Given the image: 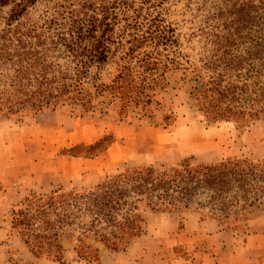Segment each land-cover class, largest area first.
I'll list each match as a JSON object with an SVG mask.
<instances>
[{
	"label": "trees",
	"instance_id": "16d2710c",
	"mask_svg": "<svg viewBox=\"0 0 264 264\" xmlns=\"http://www.w3.org/2000/svg\"><path fill=\"white\" fill-rule=\"evenodd\" d=\"M37 1L0 0V13L4 6H12L0 26V115L64 106L89 113L106 94L113 102H124L125 108L145 109L156 88L164 86L167 65L179 64L177 30L162 18L161 2L140 0L135 9L136 0H111L110 8H92L85 1L87 12L74 10L69 17L55 4L53 14L22 22ZM187 2L195 7L191 22L206 44L203 83L195 91L200 111L214 121L247 123L264 117V0ZM120 3L134 14L127 26L144 31L140 38L132 36L127 57L154 72H137L142 76L138 83L130 62L111 84L99 83L100 73L118 51H113L112 25L100 16ZM146 42L154 50L135 56ZM169 54L175 58L169 59ZM160 69L163 74H158ZM89 80L93 90L87 87ZM61 190L26 197L24 205L12 212L11 228L36 258L53 257L63 264L60 237L65 233L82 260L100 264L97 246L125 251L144 234L147 212L208 210L209 218L220 221L242 217L264 198V162L196 164L186 159L172 168H126L80 193Z\"/></svg>",
	"mask_w": 264,
	"mask_h": 264
},
{
	"label": "rangeland",
	"instance_id": "374dc122",
	"mask_svg": "<svg viewBox=\"0 0 264 264\" xmlns=\"http://www.w3.org/2000/svg\"><path fill=\"white\" fill-rule=\"evenodd\" d=\"M85 1L91 2L92 8L100 5L104 8L112 7L111 0H39L29 8L28 14L21 21L31 23L38 21L44 13L51 15L55 4L66 17L71 16L74 10L87 12L83 7ZM149 1L162 3V9L159 10L163 13L162 18L176 28L179 40V54H176L179 64L167 65L168 69L163 77L165 84L152 93V103L145 109L142 105L125 108L124 102L118 99L113 102L110 94H106L105 98L95 103L96 110L89 113L64 106L39 113L28 112L21 116L1 114L0 166L19 164L18 159L14 160L16 149L12 146L15 142L24 144V140H28L31 134H36L38 137L32 139L40 140L42 144L53 141V147L60 146L56 152L59 156L91 159L100 157L109 150L108 158L112 166L110 172L96 183L84 185L79 180L78 185L61 188L65 193H80L126 168H172L186 159L196 164L233 159L264 162V117L247 123L234 120L214 121L200 111L195 101V91L203 83L201 59L206 45L204 37L196 31L195 23L191 22L192 15L196 13L195 7L190 8L188 0ZM140 2L136 0L131 8L138 9ZM11 9V4L2 8L0 26H3V18L9 16ZM110 10L112 11L100 18L103 17L102 20L105 19L107 24L112 25L115 42L113 51H118L111 56L108 65L100 73L99 83L111 84L123 71L122 67L130 66V62L133 73L137 76L136 80L140 83L142 76L137 72L151 75L154 71L148 72L145 68H140L138 59L130 60L127 53L132 36L140 38L144 31L127 26L134 14L132 11L126 12L121 3ZM88 12L91 14V11ZM139 47L135 56L140 54L142 57L144 53L154 50L150 42ZM168 58L174 59L175 55L169 54ZM158 74H163V69ZM127 80H131V77ZM92 85L93 81L89 80L88 89L93 90ZM110 141L113 143L110 144ZM25 146L31 148V144L25 143ZM58 180L50 179L51 183L46 182L45 186L52 185L53 190H57L60 186ZM14 185L21 195L12 205L2 203L7 189L4 185L0 186V264H60L53 257H32L20 235L11 228L12 212L24 205L26 197L43 195L44 192L36 188L22 191L19 180ZM190 216L218 221L227 230L225 237L210 233V227H200V230L197 227V234L194 236L186 234L185 220ZM210 216L208 210L147 212L144 234H147L148 239L137 251L136 262L116 260L103 251V261L100 264H204L210 253L216 264H264V198L244 212L242 217H236L237 220L232 218L220 221L209 218ZM171 220L175 222H170ZM136 240L132 243L138 242ZM60 244L63 249V264H89L77 256L69 235L62 234ZM230 251L233 254L227 255L226 252Z\"/></svg>",
	"mask_w": 264,
	"mask_h": 264
},
{
	"label": "crops",
	"instance_id": "0c3cea01",
	"mask_svg": "<svg viewBox=\"0 0 264 264\" xmlns=\"http://www.w3.org/2000/svg\"><path fill=\"white\" fill-rule=\"evenodd\" d=\"M32 137L38 136L36 134H31L28 140H24L25 143L31 144V148L29 149L26 148L25 143L21 145L19 142H15V145L13 144L12 146L16 149L14 160L17 161L16 159H18L19 164L0 166V186L4 185L5 189H7V195L2 199L3 204L8 203V205H12L16 202L18 196L21 195V193L18 192L19 189L14 187V182H16V180H19L22 191L36 188L42 192L44 190L43 195H45L53 190L52 185H50V187L45 186V183H49L50 179H59V188H64L68 185H78L77 182L79 180L80 184L88 185L96 183L101 177L110 172L112 168L108 158L109 150L100 157L80 160L74 157L59 156L56 152L59 150L60 146L53 147V141L42 144L40 140H33ZM173 221L175 222V220H171L170 222ZM192 225H194V227H191ZM197 227L199 230L200 227L203 229L210 227V233H214L216 236L221 237H225L227 232V230L222 228L218 221L214 219L202 220L200 217L190 216L185 220V229H187L186 234L194 236L197 234L195 232V230L198 229ZM160 235L164 234L160 233ZM146 237L147 234H144L136 238L138 242L130 244L126 251H112L102 246V248L98 247L101 263L103 261V257L101 256L103 251L108 252L106 255H111L110 258L114 257L116 260L120 261L129 262V260H132L136 262L135 259L138 258L136 257L137 251L140 250L142 244L147 241L148 238L146 239ZM1 248L2 246H0V256L2 252ZM226 254L232 255L233 252H226ZM30 255L34 257L31 253ZM213 259V255L210 253L207 255V260L204 264H216V262H213Z\"/></svg>",
	"mask_w": 264,
	"mask_h": 264
}]
</instances>
